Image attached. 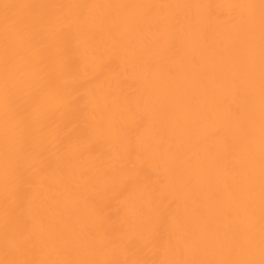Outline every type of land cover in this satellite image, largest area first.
<instances>
[{
  "label": "bare ground",
  "instance_id": "obj_1",
  "mask_svg": "<svg viewBox=\"0 0 264 264\" xmlns=\"http://www.w3.org/2000/svg\"><path fill=\"white\" fill-rule=\"evenodd\" d=\"M0 264H264V0H0Z\"/></svg>",
  "mask_w": 264,
  "mask_h": 264
}]
</instances>
